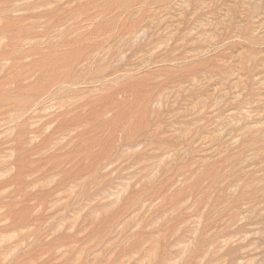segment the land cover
Returning <instances> with one entry per match:
<instances>
[{
	"label": "rangeland",
	"instance_id": "rangeland-1",
	"mask_svg": "<svg viewBox=\"0 0 264 264\" xmlns=\"http://www.w3.org/2000/svg\"><path fill=\"white\" fill-rule=\"evenodd\" d=\"M0 264H264V0H0Z\"/></svg>",
	"mask_w": 264,
	"mask_h": 264
}]
</instances>
